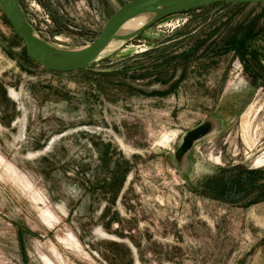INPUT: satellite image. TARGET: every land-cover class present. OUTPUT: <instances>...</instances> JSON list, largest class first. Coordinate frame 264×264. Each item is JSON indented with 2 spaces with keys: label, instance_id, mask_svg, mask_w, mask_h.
Instances as JSON below:
<instances>
[{
  "label": "rangeland",
  "instance_id": "rangeland-1",
  "mask_svg": "<svg viewBox=\"0 0 264 264\" xmlns=\"http://www.w3.org/2000/svg\"><path fill=\"white\" fill-rule=\"evenodd\" d=\"M18 1L39 40L78 51L132 0ZM202 9L68 74L0 13V264H264V4Z\"/></svg>",
  "mask_w": 264,
  "mask_h": 264
},
{
  "label": "water",
  "instance_id": "water-1",
  "mask_svg": "<svg viewBox=\"0 0 264 264\" xmlns=\"http://www.w3.org/2000/svg\"><path fill=\"white\" fill-rule=\"evenodd\" d=\"M177 4L173 9H167L153 17L146 26L134 34L124 37L117 36L122 25L131 21L136 16L146 15L152 9H162ZM217 4L224 5H257L264 4V0H132L126 2L120 8L108 17L104 28L92 40L90 45L82 47L80 50L62 51V49L51 47L47 43L39 40L34 35V30L24 17L18 0H0V13L6 19V23L14 31V36L23 44L24 54L35 66L49 71L50 73L79 72L82 69L91 66L101 53L112 41L127 42L132 41L137 35L146 29H149L154 23L162 21L167 17L176 14L187 13L193 9H202V7H213ZM43 49H40V48ZM52 50L54 53H52ZM212 121L199 125L192 132L187 133L181 138V144L174 155L175 161L180 164L182 156L190 151L192 145L199 138L204 137L207 132L213 128ZM260 264V263H256Z\"/></svg>",
  "mask_w": 264,
  "mask_h": 264
},
{
  "label": "bare ground",
  "instance_id": "bare-ground-1",
  "mask_svg": "<svg viewBox=\"0 0 264 264\" xmlns=\"http://www.w3.org/2000/svg\"><path fill=\"white\" fill-rule=\"evenodd\" d=\"M176 5L177 4H175L174 6H171V7H163L162 9H156L155 8V9H152L151 12H148L146 15L136 16L131 21H127V23H129L131 26L133 25L132 28L130 30H123L122 27H121V29L117 33V36L124 37L126 35L134 34L136 31H138L142 27L144 28L146 26V24L148 23V21H150L153 17H155L156 14L162 13L163 11H165L167 9H169V10L173 9ZM114 43H120V42L112 41L110 44H108V46L106 48L111 47ZM40 49H43V48L41 47ZM43 50H45V49H43ZM49 51H52V50H49ZM52 53H54V52L52 51Z\"/></svg>",
  "mask_w": 264,
  "mask_h": 264
},
{
  "label": "trees",
  "instance_id": "trees-1",
  "mask_svg": "<svg viewBox=\"0 0 264 264\" xmlns=\"http://www.w3.org/2000/svg\"><path fill=\"white\" fill-rule=\"evenodd\" d=\"M218 6H220V5H224V4H217ZM231 5V4H230ZM230 5H224V6H230ZM208 7V6H207ZM213 7H215V6H213ZM202 8H204V7H202ZM196 10V9H195ZM194 10V11H195ZM199 10H203V9H198L197 11H199ZM190 12V11H189ZM189 12H187V13H189ZM88 67H86V68H84V69H82V70H86ZM250 173H253V172H250ZM242 174H244V175H248V173H242ZM255 176H257V173H253ZM258 177H260V176H258ZM239 183H241L239 180H238V178L237 179H235L234 178V180L233 179H231L230 177H228V178H226V177H224L223 176V178L220 180V184L221 185H219L220 187L221 186H223V184H224V186H225V188H227V189H231V191L233 192V194H235V191L237 190L239 193H237V195L235 194L234 195V199H236L237 197H240V194L242 195L243 194V192L245 193V191L244 190H241L240 189V186L241 185H239ZM241 190V191H240ZM232 194V195H233Z\"/></svg>",
  "mask_w": 264,
  "mask_h": 264
}]
</instances>
